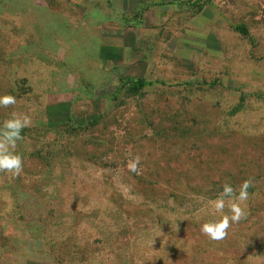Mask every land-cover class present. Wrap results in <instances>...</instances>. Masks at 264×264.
Instances as JSON below:
<instances>
[{"label": "rangeland", "instance_id": "374dc122", "mask_svg": "<svg viewBox=\"0 0 264 264\" xmlns=\"http://www.w3.org/2000/svg\"><path fill=\"white\" fill-rule=\"evenodd\" d=\"M191 1L0 0V125L32 120L0 264H264V0ZM248 179L247 218L202 235Z\"/></svg>", "mask_w": 264, "mask_h": 264}, {"label": "clouds", "instance_id": "9594fccd", "mask_svg": "<svg viewBox=\"0 0 264 264\" xmlns=\"http://www.w3.org/2000/svg\"><path fill=\"white\" fill-rule=\"evenodd\" d=\"M17 103V98L10 94L0 96V107L8 108ZM32 120L29 116H19L15 112L0 125V172L10 174L13 178L23 172V157L16 151L17 142L22 140V131L30 127ZM141 157L136 155L129 159L127 168L130 172L140 174ZM252 187L250 179L244 180L238 188L224 183L222 192L215 200L208 202V214L219 218L205 222L200 227L202 235L213 242L227 238L233 224L246 219L248 215L246 202L249 198L248 189ZM227 198V199H226ZM228 212L225 213V209Z\"/></svg>", "mask_w": 264, "mask_h": 264}, {"label": "trees", "instance_id": "16d2710c", "mask_svg": "<svg viewBox=\"0 0 264 264\" xmlns=\"http://www.w3.org/2000/svg\"><path fill=\"white\" fill-rule=\"evenodd\" d=\"M199 3H201L203 0H197ZM197 1H191L194 5H198L199 3ZM237 31L241 32L244 35H249V32L246 28H244L243 26H238ZM128 84L131 86L132 89L135 90H144L147 88H152L153 86L156 85H161V86H165L166 83L163 81H157V82H153V81H147L144 79H138V80H133L130 79L128 80Z\"/></svg>", "mask_w": 264, "mask_h": 264}]
</instances>
